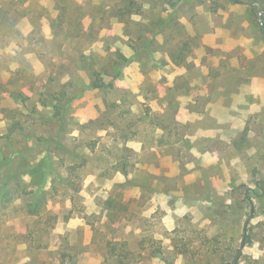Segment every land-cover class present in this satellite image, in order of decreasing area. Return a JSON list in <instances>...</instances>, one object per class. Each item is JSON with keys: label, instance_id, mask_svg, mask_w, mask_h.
<instances>
[{"label": "rangeland", "instance_id": "obj_1", "mask_svg": "<svg viewBox=\"0 0 264 264\" xmlns=\"http://www.w3.org/2000/svg\"><path fill=\"white\" fill-rule=\"evenodd\" d=\"M261 10L0 0V264H264Z\"/></svg>", "mask_w": 264, "mask_h": 264}, {"label": "water", "instance_id": "obj_2", "mask_svg": "<svg viewBox=\"0 0 264 264\" xmlns=\"http://www.w3.org/2000/svg\"><path fill=\"white\" fill-rule=\"evenodd\" d=\"M262 11L263 10H261V12L259 13V19H260V22H261V25H262V27L264 28V22L262 21ZM258 183V182H257ZM253 206L251 207V214L247 217V219H246V221H245V226H244V234H243V241H242V246L244 245V237H245V235H246V227H247V224H248V222H249V220H250V218H251V216H252V212H253ZM235 262H236V260H235Z\"/></svg>", "mask_w": 264, "mask_h": 264}, {"label": "trees", "instance_id": "obj_3", "mask_svg": "<svg viewBox=\"0 0 264 264\" xmlns=\"http://www.w3.org/2000/svg\"><path fill=\"white\" fill-rule=\"evenodd\" d=\"M232 1H239V0H232ZM12 7V6H11ZM10 6H9V8H7V11L9 12V10H10V8H11ZM128 11H130V12H132L133 10H132V8H128ZM264 29V28H263ZM93 86L94 87H97V84L95 83V84H93ZM125 166H126V164L124 163V165H123V168L125 169Z\"/></svg>", "mask_w": 264, "mask_h": 264}]
</instances>
